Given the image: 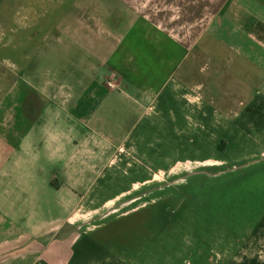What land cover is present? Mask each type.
<instances>
[{
  "label": "crops",
  "instance_id": "1",
  "mask_svg": "<svg viewBox=\"0 0 264 264\" xmlns=\"http://www.w3.org/2000/svg\"><path fill=\"white\" fill-rule=\"evenodd\" d=\"M0 50V264H264V0H0ZM193 131L202 183L80 222Z\"/></svg>",
  "mask_w": 264,
  "mask_h": 264
},
{
  "label": "rangeland",
  "instance_id": "2",
  "mask_svg": "<svg viewBox=\"0 0 264 264\" xmlns=\"http://www.w3.org/2000/svg\"><path fill=\"white\" fill-rule=\"evenodd\" d=\"M6 57L7 53L0 50V57ZM5 76H8V69L3 68L0 69ZM106 86V85H105ZM110 90V89H109ZM114 90H117L114 89ZM157 136V134H156ZM174 136L176 137L174 139ZM160 141L161 140H167L169 138V134H159ZM179 138H183L182 136H179L178 134H170V140H176V160L183 159L182 152L183 149L180 147L178 140ZM191 139V147L189 150H187V154L185 158H189L185 162V164L177 165V166H168L165 164L166 162L162 161L163 158H167V151L166 149L169 148L168 144L161 143V164L159 165V176L154 178L152 181L145 180L143 184L141 185V182H131L129 181V189H134V193H139V197L136 198L132 194L129 193V195L126 196H113L109 200V202H106V206L102 207L101 209L97 210L95 213H89L85 215V217H79L80 222L86 220L95 221V224H100L103 219L104 215L110 214L113 220H118V216L121 214L119 208L122 206V208H131L133 206L137 205H147L151 204L152 199H156L158 194L162 196H165L164 198L167 199V191L172 188H181L184 187L185 184H188L189 182L192 184H200V177H203V132L198 133V131H193L190 134ZM168 143V142H167ZM163 148V149H162ZM165 148V149H164ZM178 153H181L180 156H178ZM152 166L151 164H146L144 166V174L147 175L151 173ZM189 176H191V180L189 179ZM177 180H174V179ZM180 179V180H179ZM203 180V179H202ZM138 188V189H136ZM154 190V193H153ZM159 190V191H157ZM130 192V190H129ZM141 194V195H140ZM166 194V195H165ZM107 198H101L97 200L96 206L97 208L101 207L100 205H103L104 200ZM132 199H135L134 201H131ZM127 206V207H126ZM105 208V209H104ZM103 209V210H102ZM112 210L113 212L109 213V210ZM151 215V214H150ZM163 217V214L160 215ZM150 216H147L146 219H149ZM194 220V218L192 219Z\"/></svg>",
  "mask_w": 264,
  "mask_h": 264
},
{
  "label": "trees",
  "instance_id": "3",
  "mask_svg": "<svg viewBox=\"0 0 264 264\" xmlns=\"http://www.w3.org/2000/svg\"><path fill=\"white\" fill-rule=\"evenodd\" d=\"M236 124L264 143V97L256 96L241 112Z\"/></svg>",
  "mask_w": 264,
  "mask_h": 264
},
{
  "label": "built area",
  "instance_id": "4",
  "mask_svg": "<svg viewBox=\"0 0 264 264\" xmlns=\"http://www.w3.org/2000/svg\"><path fill=\"white\" fill-rule=\"evenodd\" d=\"M105 85L110 90H114L117 88V84L115 83V78L113 75L105 80Z\"/></svg>",
  "mask_w": 264,
  "mask_h": 264
}]
</instances>
